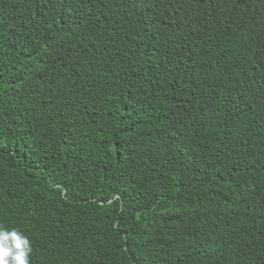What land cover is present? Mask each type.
Here are the masks:
<instances>
[{
	"label": "trees",
	"instance_id": "obj_1",
	"mask_svg": "<svg viewBox=\"0 0 264 264\" xmlns=\"http://www.w3.org/2000/svg\"><path fill=\"white\" fill-rule=\"evenodd\" d=\"M0 224L30 264H264V0H0Z\"/></svg>",
	"mask_w": 264,
	"mask_h": 264
},
{
	"label": "clouds",
	"instance_id": "obj_2",
	"mask_svg": "<svg viewBox=\"0 0 264 264\" xmlns=\"http://www.w3.org/2000/svg\"><path fill=\"white\" fill-rule=\"evenodd\" d=\"M31 241L16 228L0 224V264H30Z\"/></svg>",
	"mask_w": 264,
	"mask_h": 264
}]
</instances>
